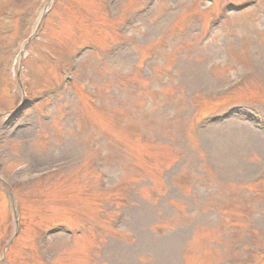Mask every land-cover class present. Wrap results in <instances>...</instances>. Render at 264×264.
<instances>
[{"label": "rangeland", "instance_id": "374dc122", "mask_svg": "<svg viewBox=\"0 0 264 264\" xmlns=\"http://www.w3.org/2000/svg\"><path fill=\"white\" fill-rule=\"evenodd\" d=\"M46 1L0 0V113ZM34 36L23 106L45 98L0 116V264H264V0H56Z\"/></svg>", "mask_w": 264, "mask_h": 264}]
</instances>
